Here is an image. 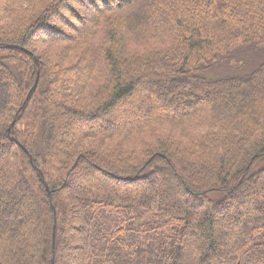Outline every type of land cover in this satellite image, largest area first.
<instances>
[{
    "label": "trees",
    "instance_id": "1",
    "mask_svg": "<svg viewBox=\"0 0 264 264\" xmlns=\"http://www.w3.org/2000/svg\"><path fill=\"white\" fill-rule=\"evenodd\" d=\"M79 1L0 0V264H264V0Z\"/></svg>",
    "mask_w": 264,
    "mask_h": 264
},
{
    "label": "rangeland",
    "instance_id": "2",
    "mask_svg": "<svg viewBox=\"0 0 264 264\" xmlns=\"http://www.w3.org/2000/svg\"><path fill=\"white\" fill-rule=\"evenodd\" d=\"M83 1V0H82ZM84 2V1H83ZM73 8L76 12H84V14H87V10L85 7V3H80L79 0H74V2H72ZM82 5V6H81ZM62 12H64V10H61ZM64 14H66V17L69 18L72 22L75 23V19H73V17L71 18V14L68 13L67 11L64 12ZM55 19L53 20L55 22V24L57 25H61L58 18L55 16ZM39 39H43L46 37V34L44 33H40L39 34ZM263 51L261 52H252V51H245V52H241L238 53L237 55L230 57L226 62H224L223 64L219 65V66H215L214 69L212 71H207L205 72V75H203V77L207 78V79H211V80H216V79H222V78H231V77H244L249 75L260 63L261 61L264 59ZM264 53V52H263ZM53 54L55 55V53L53 52ZM83 71H77L75 73H73L71 76L72 80H75L76 77L82 75ZM137 98V97H136ZM137 99L133 98L131 99V101H129L126 104L121 105L122 107L120 108V110L117 112V114H121L125 115L124 113L129 112L130 110H133V108L137 105H140V101H136ZM129 108V109H128ZM124 109H127L128 111H125ZM139 110L141 108H138ZM124 110V111H123ZM131 112V111H130ZM142 114V111H139ZM144 115V114H143ZM126 118V117H125ZM60 119L65 122L67 120L70 121L68 119V117H64L63 115L60 116ZM126 121V120H125ZM131 123V121H128ZM68 126H70V124H68ZM75 125L71 123V127L67 128L66 130L64 129V132L66 131V133H61V136H66L67 135H71L74 131V127ZM93 126H89L86 129H92ZM77 132V129L75 130ZM90 164H92L91 162H88V167L90 166ZM89 169V168H87ZM84 172L79 173V178L76 182L72 181L73 183H71V186L67 187L68 190H66L67 192L70 191H75L76 189H78L79 187H83L85 184V188L87 187L86 185L90 182H92V179H94L91 174L88 176V179L84 182L83 180L80 181L81 179V175L83 174L84 177H86V171L83 169ZM89 172H91V170H88ZM87 171V172H88ZM88 172V174H89ZM85 173V175H84ZM90 178H92L90 180ZM75 179H77L75 177ZM95 180V179H94ZM113 190H115V188H113ZM117 191V190H116ZM120 191V190H119ZM21 193L25 194L27 197L23 198V202H25L26 206L30 203L31 206H35L32 204V201H29V197H30V191L29 193L24 190ZM33 193V191H32ZM125 194H132L130 189H127L125 192ZM28 199V200H27ZM255 200H258L257 196L255 195L253 199H251V203L254 204L256 203ZM29 206V205H28ZM160 207V208H159ZM158 207L159 211H165V207L163 206V204H160ZM156 213H160V212ZM155 212V211H154ZM247 215V214H245ZM72 224H76V222H72ZM224 232H227V236H229L230 232L226 231V229L223 230ZM73 234V232H71V230L69 232H67L66 238H70V234ZM233 236H231L230 238V242H233ZM68 256V255H67ZM76 263V261H75ZM70 264H73V262L71 261ZM216 264V263H214Z\"/></svg>",
    "mask_w": 264,
    "mask_h": 264
},
{
    "label": "water",
    "instance_id": "3",
    "mask_svg": "<svg viewBox=\"0 0 264 264\" xmlns=\"http://www.w3.org/2000/svg\"><path fill=\"white\" fill-rule=\"evenodd\" d=\"M5 47H6V48H10V47H13V46L7 45V46H5ZM34 61H35V60H34ZM37 80H38V74L36 75V80H35V83H34L32 89L35 88V86H36V84H37ZM13 125H14V122H12L11 126H13ZM54 225H55V224H54ZM53 231H54V230H53ZM50 264H53V256L51 257Z\"/></svg>",
    "mask_w": 264,
    "mask_h": 264
}]
</instances>
